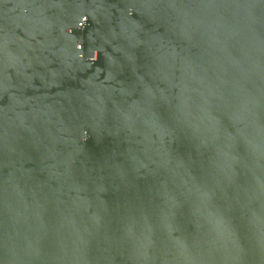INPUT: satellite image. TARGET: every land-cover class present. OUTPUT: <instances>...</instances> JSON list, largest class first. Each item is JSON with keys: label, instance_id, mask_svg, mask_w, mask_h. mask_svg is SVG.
<instances>
[{"label": "water", "instance_id": "water-1", "mask_svg": "<svg viewBox=\"0 0 264 264\" xmlns=\"http://www.w3.org/2000/svg\"><path fill=\"white\" fill-rule=\"evenodd\" d=\"M0 264H264V0H0Z\"/></svg>", "mask_w": 264, "mask_h": 264}]
</instances>
